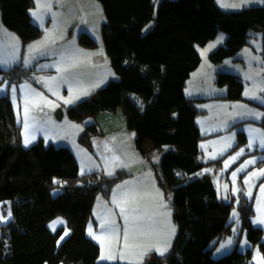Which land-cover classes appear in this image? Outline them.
I'll use <instances>...</instances> for the list:
<instances>
[{"label":"trees","instance_id":"obj_1","mask_svg":"<svg viewBox=\"0 0 264 264\" xmlns=\"http://www.w3.org/2000/svg\"><path fill=\"white\" fill-rule=\"evenodd\" d=\"M99 1L107 17L102 28L105 50L119 79L69 106L68 117L84 122L101 112L119 108L124 112L127 127L136 133V149L171 198L178 227L170 251L151 257L155 264H250L252 248L235 249L218 259L211 256L210 244L231 233L235 200H221L213 175L204 172L209 163L200 157V112L197 100L188 98L185 89L201 63L196 44L205 45L224 30L228 38L211 52L210 60L220 63L236 55L250 44L251 32L264 34V5L225 11L217 0H162L156 14L154 0ZM34 5L35 0H0L3 24L24 43L43 34L30 13ZM152 20L155 24L144 33ZM79 42L97 46L87 33ZM26 71L21 65L0 68V77L20 81ZM217 83L228 86L227 98H242L245 85L239 75L219 73ZM135 96L141 98L140 105ZM261 124L264 127V118ZM102 134L93 119L79 141L92 149V138ZM240 139L246 140L244 133ZM127 176L124 171L112 177L98 170L81 174L69 147L44 138L25 147L11 98L0 96V201L10 200L13 214L0 239V264H119L99 261L101 247L88 237L87 224L98 195L109 198ZM238 207L248 239L264 256V230L252 223L253 202L241 194ZM58 216L65 217L71 229L60 245L65 227L53 232L48 226Z\"/></svg>","mask_w":264,"mask_h":264},{"label":"rangeland","instance_id":"obj_2","mask_svg":"<svg viewBox=\"0 0 264 264\" xmlns=\"http://www.w3.org/2000/svg\"><path fill=\"white\" fill-rule=\"evenodd\" d=\"M161 1L154 0L156 14ZM219 1L224 4L222 9L225 11L244 8L233 7L231 3L236 0ZM30 13L33 21L43 29V34L24 43L17 32L3 24L0 10V26L5 29H0V68L11 69L21 65L27 69V76L20 81L10 82L9 79L0 77V96L9 95L11 98L16 118L21 123L25 147L31 146L40 138L48 143L57 142L56 146H66L58 144L71 142L68 144L75 147L80 142V132L73 126L74 120L68 116L57 118V111L64 104H75L90 98L92 88H101L110 80L119 79L105 50L102 28L107 17L104 7L99 0H35ZM33 13L37 15L34 16ZM154 24L155 20L149 22L144 26L143 32L147 33ZM83 33L89 34L97 42L95 48L85 47L79 42ZM251 34L250 44L220 63H213L209 55L225 44L228 38L226 31L220 30L216 38L205 45L196 44L201 63L191 73L185 95L197 100L196 106L200 112L197 117L202 133L199 142L200 157L203 162L209 163L204 172L213 175L221 200H235L229 219L231 233L210 244L211 256L218 259L235 249L246 252L252 248L250 264H264L259 246H253L248 239L247 229L242 227L238 207L241 194L248 197L255 210L252 223L264 230V223H258L259 220H264V192L261 191L264 189V175L259 174L264 170V145L261 144L264 140V127L261 124L264 118V34L260 31ZM222 72L237 74L242 78L245 87L241 99L227 98L228 86L217 83L218 75ZM140 99L139 96L134 97L139 105ZM55 104H60V107L52 111ZM93 119L94 116H90L79 125L84 129ZM241 133L246 136L244 142L240 139ZM67 138L69 141L65 140ZM26 140L29 141L27 144ZM242 149L243 154L225 167L226 162L231 161ZM84 150L88 155L87 150ZM79 158L83 164L85 159L82 154ZM249 160L256 162L239 171ZM150 170L152 181L144 179L140 187L136 186L138 191L134 197L143 202V216H148L151 221L142 222L143 224L138 221L137 227L133 223L131 225L128 219L124 220V227L119 221L113 225L107 224L110 235H104L101 229L97 230L93 219L87 224L88 237L103 244L110 260L106 262L148 264L152 255H164L172 248L178 227L173 219L171 198L159 184L151 167ZM233 173H236L235 177ZM253 173L257 175L254 176ZM120 183L122 182L115 187H124L119 186ZM59 193L60 190L55 191V195ZM105 198L103 194H99L96 207ZM116 206L119 209L118 203ZM96 216L101 217V214ZM12 219L11 201H0V239L4 238L3 228ZM57 220H62L63 224H56L53 229V222ZM48 226L53 232L65 227L59 238V245L71 233L67 219L63 216L54 218ZM262 240L264 241V234ZM142 254H145V259L140 258Z\"/></svg>","mask_w":264,"mask_h":264},{"label":"crops","instance_id":"obj_3","mask_svg":"<svg viewBox=\"0 0 264 264\" xmlns=\"http://www.w3.org/2000/svg\"><path fill=\"white\" fill-rule=\"evenodd\" d=\"M217 3L221 8H223L222 5L224 4H222V2L217 0ZM231 5H233V7L244 8L255 5L263 6L264 0H236L231 3ZM0 29L3 31L5 30L4 27L1 26ZM98 89L99 88H92L90 91L91 93H94ZM59 105L60 104H55L52 111H54V109H58L60 107ZM71 105L72 104H64L62 106V109L64 110V116L62 119L65 118V116H68L67 110ZM95 120L98 122L103 134L92 138V149H88L79 141V144L75 147L72 146V144H68L71 142L58 145H66L71 148L79 162L80 173L82 171L91 173L93 171L103 170L109 177L116 175L119 171L128 173V176L122 180V183L119 185L124 187H115L109 198L101 199L97 207L96 204L94 207L92 219L95 224V228L97 230L101 229L102 233L104 232V235H110V229L107 224L113 225L119 221L120 225L124 227V220L128 219L127 221L130 222L131 225L133 223L135 227H137L139 224L137 223L138 221L141 223H148L151 221V218L148 216H143L145 210L143 202L141 200L137 201L134 194L138 191V187L143 184L144 179L152 181V171L150 170V166L146 158L136 149V133L127 127V119L121 108L117 109L116 112H101L97 114ZM74 122L75 124H72L75 129L80 132V135L85 128L83 129V126L79 125L82 124L81 122ZM65 140L69 141L68 138ZM56 143L55 145H57ZM84 148L87 150L88 155ZM80 154H82L85 159L83 164L79 158ZM109 173H111V175H109ZM147 184L149 183L147 182ZM150 185L153 187L152 184ZM150 185L147 186L151 187ZM117 203L119 205V209L118 206H116ZM122 208L124 209L123 211L120 210ZM98 213L101 214V217L96 216ZM99 244L101 246L100 261H110L109 258H107L108 255L105 254L103 244L101 242H99ZM142 255L143 256L140 258L145 259V254ZM101 257H105V259H102ZM150 259L148 261L149 263Z\"/></svg>","mask_w":264,"mask_h":264},{"label":"snow or ice","instance_id":"obj_4","mask_svg":"<svg viewBox=\"0 0 264 264\" xmlns=\"http://www.w3.org/2000/svg\"><path fill=\"white\" fill-rule=\"evenodd\" d=\"M33 15L36 16L37 13H33ZM37 18H38V17H37ZM201 54H202V55H205L204 52H202ZM13 91H15V89H13ZM66 102H67V101H66ZM254 115H257V114H254ZM28 142H29L28 140L25 141L26 144H27ZM261 144L264 145V140L261 141ZM249 147H251V144L249 145ZM242 154H243V149L241 150L240 153L237 154V156L232 157V160H231V161L226 162L225 167H228V165H229L230 163L234 162V161L238 158V156H239V155H242ZM213 158H215V157H213ZM255 162H256L255 160H249V161H247L246 164H245L243 167H241V169H239V171H243L244 168L247 167V165L254 164ZM259 174H260V175H264V170H261V172H260ZM109 175H111V173H109ZM235 175H236V173H233V177H235ZM253 175L255 176V175H257V173H253ZM261 191L264 192V189H261ZM122 211H123V210H122ZM258 223H264V220H259ZM56 224H63V221H62V220H57V221L53 222V225H52L53 229H55V225H56ZM65 235H67V233H65ZM101 258H102V259H105V257H101Z\"/></svg>","mask_w":264,"mask_h":264},{"label":"water","instance_id":"obj_5","mask_svg":"<svg viewBox=\"0 0 264 264\" xmlns=\"http://www.w3.org/2000/svg\"><path fill=\"white\" fill-rule=\"evenodd\" d=\"M93 101H95V102H97L98 101V97H97V95H94L93 96ZM57 118H59V119H62V117L64 116V110L63 109H59L58 111H57ZM153 257V256H152ZM148 264H155V260H154V258H152L151 260H150V263H148Z\"/></svg>","mask_w":264,"mask_h":264}]
</instances>
